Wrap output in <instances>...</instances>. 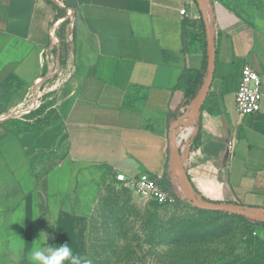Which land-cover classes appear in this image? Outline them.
Here are the masks:
<instances>
[{
	"label": "crops",
	"instance_id": "crops-1",
	"mask_svg": "<svg viewBox=\"0 0 264 264\" xmlns=\"http://www.w3.org/2000/svg\"><path fill=\"white\" fill-rule=\"evenodd\" d=\"M210 1L213 82L177 140L203 198L264 208V34ZM201 21L196 0H78L59 19L46 0H0V102H22L40 80L65 72L53 120L39 130L0 123L1 248L21 230L58 228L61 214L79 212L80 196L122 187L120 173H148L159 184L168 166L181 192L169 124L180 116L185 69L204 64ZM64 45L69 60L55 71L51 57ZM246 65L259 74L263 98L260 112L241 116L235 93Z\"/></svg>",
	"mask_w": 264,
	"mask_h": 264
},
{
	"label": "rangeland",
	"instance_id": "rangeland-1",
	"mask_svg": "<svg viewBox=\"0 0 264 264\" xmlns=\"http://www.w3.org/2000/svg\"><path fill=\"white\" fill-rule=\"evenodd\" d=\"M219 1L264 34V0ZM67 29L62 23L59 37ZM68 46L51 57L55 71L59 62H68ZM58 72L40 80L22 102L1 100L0 123L36 130L53 120L57 90L65 75ZM180 188L171 205L144 198L125 185L80 196L79 212L61 214L58 228L43 235L35 230L36 236L21 230L20 240H4L0 264H38L29 259L35 247L64 244L81 257V264L83 259L92 264H264V217L202 210L182 183Z\"/></svg>",
	"mask_w": 264,
	"mask_h": 264
},
{
	"label": "water",
	"instance_id": "water-1",
	"mask_svg": "<svg viewBox=\"0 0 264 264\" xmlns=\"http://www.w3.org/2000/svg\"><path fill=\"white\" fill-rule=\"evenodd\" d=\"M200 11L202 13L204 25H205V31H206V39H207V54H208V72L206 79L196 96L194 102L187 108L186 112L182 114L175 122L174 124V131L170 133L169 139L171 144V149L175 153L179 170L182 178V184L185 186L186 191L188 195L190 196L191 201L200 209L202 210H208V211H214V212H240V213H249V214H258V217H264V208H253L248 207L240 204L235 203H207L203 201L202 199L198 198L195 194L193 183L191 182V179L188 176V173L186 171L185 165H184V157L182 150L177 143V132L180 130V128L187 123V121L193 117L195 114L201 111L208 93L210 91L213 77L215 73L216 68V59H217V48H216V42L213 35L212 27H211V10L210 7L203 2V0H196ZM264 221V219H262Z\"/></svg>",
	"mask_w": 264,
	"mask_h": 264
},
{
	"label": "built area",
	"instance_id": "built-area-1",
	"mask_svg": "<svg viewBox=\"0 0 264 264\" xmlns=\"http://www.w3.org/2000/svg\"><path fill=\"white\" fill-rule=\"evenodd\" d=\"M186 12V9L181 10L182 15ZM261 85L259 74L250 65H246L242 70L241 82L235 93L236 109L239 115L248 116L260 112L263 98ZM181 144L185 150L188 149V139L181 140ZM116 180L132 188L140 196L153 199L160 204L171 205L176 202V195L165 191L148 173H141L138 177L130 178L120 173L116 175Z\"/></svg>",
	"mask_w": 264,
	"mask_h": 264
},
{
	"label": "trees",
	"instance_id": "trees-1",
	"mask_svg": "<svg viewBox=\"0 0 264 264\" xmlns=\"http://www.w3.org/2000/svg\"><path fill=\"white\" fill-rule=\"evenodd\" d=\"M46 1L57 12V19L66 17L67 16V10L68 9H75V8H77V5H78V0H58L61 5H58L55 0H46ZM64 23H65V25H67L68 22L66 21ZM201 23H202L203 33H204V40H205L204 64H203V67L199 70L186 68L182 77L180 78L178 88L183 90L184 95H185L184 100H183V102L179 108V115L180 116L182 114H184L186 112L187 108L194 102L196 96L198 95V93H199V91H200V89H201V87H202V85L206 79L207 72H208L207 39H206V31H205V25H204L203 17H202ZM211 27H212V31H213V19H212V17H211ZM179 117H175L174 120L170 122L169 134L174 131V124ZM41 128L42 127H40L39 129H41ZM17 129L22 130L25 128H17ZM39 129H36V130H39ZM177 143L180 146L179 140H177ZM159 185L165 191H167L173 195L176 194L174 192L172 184L170 182V174L168 171V166L166 168V172H165L162 180L159 182ZM194 190H195L196 196L198 198L202 199L203 201H205L207 203H214V204L217 203V202L207 201L205 198H203L201 196L200 192H198V190L195 188V186H194ZM262 222L264 223V221H262Z\"/></svg>",
	"mask_w": 264,
	"mask_h": 264
},
{
	"label": "clouds",
	"instance_id": "clouds-1",
	"mask_svg": "<svg viewBox=\"0 0 264 264\" xmlns=\"http://www.w3.org/2000/svg\"><path fill=\"white\" fill-rule=\"evenodd\" d=\"M29 259L38 264H63L65 260H69L70 264H81V257L74 255L68 244L58 248L38 245L29 253ZM83 264H92V261L83 259Z\"/></svg>",
	"mask_w": 264,
	"mask_h": 264
},
{
	"label": "bare ground",
	"instance_id": "bare-ground-1",
	"mask_svg": "<svg viewBox=\"0 0 264 264\" xmlns=\"http://www.w3.org/2000/svg\"><path fill=\"white\" fill-rule=\"evenodd\" d=\"M205 3V2H204Z\"/></svg>",
	"mask_w": 264,
	"mask_h": 264
}]
</instances>
